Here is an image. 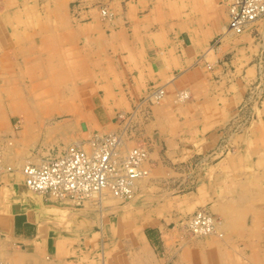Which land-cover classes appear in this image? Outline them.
<instances>
[{
  "label": "rangeland",
  "instance_id": "1",
  "mask_svg": "<svg viewBox=\"0 0 264 264\" xmlns=\"http://www.w3.org/2000/svg\"><path fill=\"white\" fill-rule=\"evenodd\" d=\"M120 4L121 0H0V129L4 121L9 123L8 134L4 135L6 145L14 147V139H20L18 149L26 155L19 158V169L26 161L38 162L47 150L54 148L55 152L75 141L86 143L95 133H110L97 131L100 93L93 88L101 83V70L98 66L82 69L80 65L87 60L72 59L70 51L72 47L83 51L86 41L99 33L92 23L77 27V21H98L100 31L106 34L119 30ZM227 4L228 0H182L179 5L190 28L207 36L205 50H213L228 35L246 33L253 43L247 46V60L238 62L237 67L230 63L231 53L219 61L225 73H230L234 89L228 104L225 102L215 114L216 124L200 136L193 148L180 142L176 155L162 156L160 180L144 193L151 192L160 203L165 202L163 216H167L166 226L173 233L176 249L195 239L213 238L225 243L224 253L218 258L222 264H227V259L232 263L264 264V17L241 32L224 33ZM57 37L60 43L56 45ZM56 56L63 57L61 66H55ZM201 59L203 54L198 55L196 65L206 70L216 66L205 60L202 64ZM151 85L128 113H113L118 124L124 123L125 148L132 144L139 125L137 118L149 120L148 106L158 105L164 97L163 87ZM157 90L161 91L160 97L153 95ZM176 92L177 103L190 97L188 88ZM105 93L112 100L120 94ZM140 145L148 152V172L143 178L148 179L153 164L148 147ZM2 166H15L5 163L3 151ZM235 181H239L236 187ZM137 191L136 185L127 197L105 192L102 203L96 198L94 206L117 202L132 208ZM224 206L233 209L228 219L219 213ZM198 210L218 223L212 234L195 237L187 231L189 217Z\"/></svg>",
  "mask_w": 264,
  "mask_h": 264
},
{
  "label": "crops",
  "instance_id": "2",
  "mask_svg": "<svg viewBox=\"0 0 264 264\" xmlns=\"http://www.w3.org/2000/svg\"><path fill=\"white\" fill-rule=\"evenodd\" d=\"M181 1L121 0L117 20L122 24L111 34L100 31L98 21L74 23L77 27L92 23L99 29L98 35L86 41L83 51L78 47L70 51L72 59L87 60L80 65L82 69L98 66L101 70V83L93 88L100 93L97 131H122L124 137V123L118 124L113 113H128L148 85L165 91L158 105L148 106L149 120L137 118L132 144H145L153 165L150 178L137 183L132 208L117 202L96 208L95 199L74 207L69 201L56 203L26 188L18 167L19 158L26 154L18 149V137L14 147L6 145L9 123L4 121L0 148L5 163L15 165L0 176V260L4 264H222L218 258L225 243L217 239L193 240L176 249L173 233L166 226L167 216H163L165 202L160 203L151 192L144 193L160 180L162 156L176 155L180 142L193 148L216 124L215 114L228 104L234 89L230 73H225L219 61L231 53L230 63L237 67L238 62L247 60V46L253 43L246 33L228 35L213 50H205L208 38L190 28L185 11L180 9ZM225 13L227 17V9ZM200 54L202 64L205 60L216 66L206 70L196 65ZM55 58V66H61L63 57ZM183 88L189 89L190 97L177 103L173 97ZM105 92L120 94L112 100ZM53 149L39 157L61 150ZM232 212L227 206L219 211L226 219ZM226 263L243 264L228 259Z\"/></svg>",
  "mask_w": 264,
  "mask_h": 264
},
{
  "label": "built area",
  "instance_id": "3",
  "mask_svg": "<svg viewBox=\"0 0 264 264\" xmlns=\"http://www.w3.org/2000/svg\"><path fill=\"white\" fill-rule=\"evenodd\" d=\"M227 15V27L241 32L264 17V0H228ZM147 161L143 145L124 147L122 132L95 133L86 143L70 144L38 162L26 161L20 171L26 188L56 202L81 206L105 192L117 197L130 195L134 182L147 174ZM3 171L11 168H3L0 155V176ZM212 224L211 217L198 210L188 219L187 229L202 235ZM0 264L4 263L0 260Z\"/></svg>",
  "mask_w": 264,
  "mask_h": 264
},
{
  "label": "bare ground",
  "instance_id": "4",
  "mask_svg": "<svg viewBox=\"0 0 264 264\" xmlns=\"http://www.w3.org/2000/svg\"><path fill=\"white\" fill-rule=\"evenodd\" d=\"M227 6H228V4H227ZM38 21V20H37ZM227 22H228V15H227ZM227 25V24H226ZM245 30V29H244ZM233 32H235V31H232V30H230L228 27H226L225 28V31H224V33H228V34H231V33H233ZM221 35H222V33H221ZM221 38V37H220ZM210 49H212V48H210ZM212 51H210V53H211ZM208 55H211V54H208ZM152 86V85H151ZM162 88V87H161ZM161 90V89H160ZM160 90H157V91H155L154 93H153V95L154 96H157V97H160V94H161V91ZM177 93V92H176ZM175 93V94H176ZM185 93V92H184ZM174 94V93H173ZM183 96V93L182 94H179L178 93V96ZM181 97H180V99H181ZM152 98V97H151ZM174 98V97H173ZM81 103V102H80ZM244 113V112H243ZM241 123V122H240ZM83 134V133H82ZM88 134V133H87ZM123 134V133H122ZM88 141V140H87ZM86 141V142H87ZM74 143H82V142H74ZM74 143H72V144H74ZM84 143V142H83ZM127 148V147H126ZM129 148H131V147H129ZM0 155H1V163H2V151L0 150ZM206 157V156H205ZM20 169H21V167H20ZM19 169V170H20ZM20 173H21V171H19ZM146 177V175L145 176H143V177H140V178H138L135 182H134V185H133V187L135 188L136 187V185H137V183H138V181H140V180H142L143 178H145ZM140 183V182H139ZM24 184V183H23ZM139 188V187H138ZM105 194V193H104ZM133 194V193H132ZM229 194H231V193H229ZM97 197H94V198H92V199H90L91 201H93L94 199H96ZM98 199V201L99 202H101V197L100 198H97ZM233 202V201H232ZM57 203V202H56ZM63 203V202H62ZM234 203V202H233ZM235 204V203H234ZM239 205V204H238ZM247 206H249V205H247ZM207 210V209H206ZM209 213V212H208ZM210 213H213V212H210ZM263 216V215H262ZM218 217V216H217ZM190 218V217H189ZM216 219V218H215ZM218 219H219V217H218ZM222 219V218H221ZM223 220V219H222ZM215 221V220H214ZM225 221H227V220H225ZM225 221H223V222H225ZM184 222H186V221H184ZM218 222H220V221H218ZM222 225V224H221ZM218 227V223H216V222H213V224H212V226H211V229H210V231L208 232V233H205V234H209V233H213L214 231H215V229ZM223 227V226H222ZM227 227V226H226ZM230 227V226H229ZM186 228V227H185ZM234 229V228H233ZM188 231V230H187ZM186 232V231H185ZM223 232V231H222ZM225 234V233H224ZM192 235V234H191ZM190 235V236H191ZM195 235V237L196 236H200L201 234H194ZM203 235V234H202ZM190 236H189V238H190ZM193 236V235H192ZM214 236V235H213ZM212 236V237H213ZM221 237V236H220ZM219 237V238H220ZM205 239V238H204ZM196 240V239H195ZM198 240V239H197ZM186 241V240H185ZM261 253V252H260Z\"/></svg>",
  "mask_w": 264,
  "mask_h": 264
}]
</instances>
